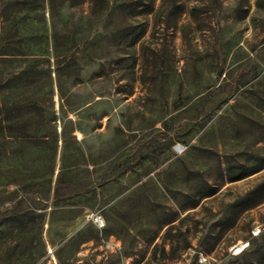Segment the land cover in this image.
Masks as SVG:
<instances>
[{
	"label": "rangeland",
	"instance_id": "374dc122",
	"mask_svg": "<svg viewBox=\"0 0 264 264\" xmlns=\"http://www.w3.org/2000/svg\"><path fill=\"white\" fill-rule=\"evenodd\" d=\"M256 225L264 0H0V264H264Z\"/></svg>",
	"mask_w": 264,
	"mask_h": 264
},
{
	"label": "built area",
	"instance_id": "2783aa9c",
	"mask_svg": "<svg viewBox=\"0 0 264 264\" xmlns=\"http://www.w3.org/2000/svg\"><path fill=\"white\" fill-rule=\"evenodd\" d=\"M175 151L177 153H181L182 152V146L181 145H176ZM95 220H96V222H100L101 219H100V217H97ZM263 230H264V225L262 227L256 225V226H254V227L251 228V230H250V236L252 238L259 237L262 234V231ZM247 246H248V242H241L238 245H234L231 248V252L235 256L236 255H240L247 248Z\"/></svg>",
	"mask_w": 264,
	"mask_h": 264
},
{
	"label": "trees",
	"instance_id": "16d2710c",
	"mask_svg": "<svg viewBox=\"0 0 264 264\" xmlns=\"http://www.w3.org/2000/svg\"><path fill=\"white\" fill-rule=\"evenodd\" d=\"M56 192L59 193V192H60V189L57 188V189H56ZM243 252H244V251H243ZM242 254H243V253H242ZM244 254H246V253H244Z\"/></svg>",
	"mask_w": 264,
	"mask_h": 264
}]
</instances>
